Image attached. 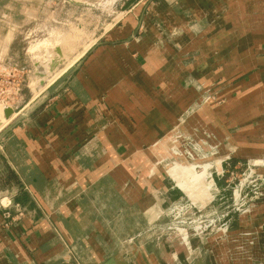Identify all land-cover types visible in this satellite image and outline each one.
Returning <instances> with one entry per match:
<instances>
[{
	"label": "crops",
	"instance_id": "1",
	"mask_svg": "<svg viewBox=\"0 0 264 264\" xmlns=\"http://www.w3.org/2000/svg\"><path fill=\"white\" fill-rule=\"evenodd\" d=\"M14 1L0 4L11 7ZM127 6L136 21L119 54L144 59L142 67L152 66L154 77L148 95L129 90L136 93L124 114L126 122L134 123L125 134L129 141L107 145L109 115L84 93L74 94L81 107L69 102L73 95L68 93L47 111L41 112L47 101L43 98L22 114L18 123L26 125L9 128L0 142V264H264V199L250 215L232 217L226 237L191 239L190 249L176 240L151 245L135 238L158 205L182 197L163 176L138 169L140 161L149 159L150 147L155 149L175 128L186 133L207 126L214 134L221 130L227 145L220 149L218 165L231 158L223 163L227 172L264 156V0H128ZM146 6H154L151 19L160 18L167 36L155 26L141 25L149 17ZM203 7L211 12L205 32L178 37L181 77L173 86L176 79L169 76L167 64L175 51L169 47V33L186 29L191 18H202ZM193 85L205 90L219 86L216 97L225 102L214 114L195 110L181 121L198 98ZM126 90L125 85L120 89L121 102ZM121 151L129 156L118 162ZM62 164L69 165L67 190L56 189ZM114 165L123 169L106 168ZM126 167H131L128 175L121 172ZM215 182L219 207L228 202L229 192L226 180L215 177ZM57 196L69 198L65 217L50 200Z\"/></svg>",
	"mask_w": 264,
	"mask_h": 264
},
{
	"label": "rangeland",
	"instance_id": "2",
	"mask_svg": "<svg viewBox=\"0 0 264 264\" xmlns=\"http://www.w3.org/2000/svg\"><path fill=\"white\" fill-rule=\"evenodd\" d=\"M127 1L15 0L11 3V7L0 4V142L9 128L17 129L26 125L24 122L18 123L19 118L41 99H47L41 109L42 112L53 108L55 102L68 93L69 96L73 95V97H69V102L79 104L80 107L82 102L74 94H87L90 100L94 101L93 105L95 107L101 105L106 116L109 115L105 119L106 128L104 131V139L107 145L112 147L119 141H121V145H125L129 141L125 134H130L129 127L134 123L133 121L132 124L126 122L127 119L124 114L127 113L126 105L131 106L133 100H135L132 94H136L134 91L131 93L129 90L136 89L139 94L148 95V89L151 90L152 88L150 79L152 80L154 77L151 71L152 66L150 68L146 67V69L142 67L144 59L139 60L119 54L121 44L131 40L132 20L136 21L133 15L135 12L130 11ZM153 7L146 6L145 14H148L149 17L146 15L141 25H149V29L155 26L158 31L167 36L168 31L162 28L160 18L158 22L155 18L151 19ZM156 8L160 10L159 5ZM203 8L204 10L201 12L203 16L199 15L202 18L196 21H192L191 18L186 29L172 28L169 33L172 38L169 39V47L172 51H175L169 55V63L167 64L169 65V76L176 79V81L171 80L174 81L173 86L178 84L176 82H179L181 77L179 69L176 68L179 61L176 58L178 56L176 52L181 46L178 37L191 33L197 37V35L205 32L209 22L207 15H211V12L208 7ZM2 13L6 16L1 17ZM160 13L161 11L158 12L159 15ZM53 56H59V58L54 60ZM50 60L54 61H51L50 66L46 67L45 64ZM162 60L163 58L159 59V63ZM51 66L54 67L50 69ZM75 79H79L76 86L74 85ZM141 80L148 82L150 86L148 88L143 86L142 88L139 83ZM188 84L190 85V83ZM123 85H125V90H128L124 92V95H127L126 99L121 102L122 97L120 95L123 93L120 94V89L123 88ZM188 86L184 89L190 90ZM192 87H195L194 89L199 95L195 104L180 119L181 121L195 110L210 109L211 113L214 114L218 108L223 106L225 100L221 101L216 97L219 86L216 85L210 90H205L201 85H193ZM7 111L8 115L5 114ZM214 117H217V115H214ZM4 121L6 122L3 123ZM118 122L121 127H119ZM115 126L118 131H115L117 130ZM189 131L190 133H186L175 128L166 137V140L157 141V144L154 145L155 149L150 147L148 160L139 162L138 169L142 170L141 173L148 171L153 177L156 175L163 176L170 182L172 188L182 196L179 200L172 201L165 206L158 205L155 213H149L144 226L135 235L136 239H141L145 243L156 245L166 241L165 238L159 237L160 234L163 235L165 232L155 229L157 225L163 226L166 223L174 222L181 228L180 226H183L192 218V213L196 216L204 214L209 207L213 209V215L210 218L212 228L217 231L221 228L222 223L227 220L230 230L233 215L226 214L228 202L223 201V204L218 207L212 200L215 194L212 192L213 198L210 199L209 195L204 192L207 186V179L205 178L210 172L217 169L218 165H215L220 159V149L227 145L224 135H222L221 130L214 134L209 126L203 128V131L198 128H191ZM118 132L120 133L118 134ZM2 147L3 145H0V149ZM61 152L67 153V150ZM112 152L113 150L110 148L108 153L111 154ZM126 153L127 151H121L118 162L124 161V158L129 156ZM227 158V160L226 158L221 160H226V162L229 159L231 160V158ZM258 158L264 159V156ZM256 159L243 161L242 165L232 173L233 177H237L236 179H241L242 182L246 180L244 183L249 186L248 190L250 192L258 194L261 190L258 179L255 174L250 175L247 169L249 167L256 170L255 173H264L262 162H256ZM136 160L138 161L137 158ZM1 163L0 158V166ZM178 165L190 166L193 168L194 175L204 173V185L194 184L191 181L192 176L183 174L175 180L172 170L179 167ZM207 166L210 169L205 170ZM106 168H109L110 171L112 169H123L122 166L117 165L107 166ZM126 168L121 172L128 175L131 167ZM57 171L63 175L61 180L57 182L56 189H69V165H59ZM123 183L125 184V182ZM192 184L191 191L188 192L186 188L188 189ZM190 193L191 195H189ZM50 200L56 201L57 211L65 217L69 212V198L57 196ZM190 201L195 203V209L193 210L182 206L184 203H190ZM122 202L125 207V200L123 199ZM170 205H175L177 208L173 210ZM179 206L182 208L180 209ZM235 216L237 217V215L233 217Z\"/></svg>",
	"mask_w": 264,
	"mask_h": 264
},
{
	"label": "built area",
	"instance_id": "3",
	"mask_svg": "<svg viewBox=\"0 0 264 264\" xmlns=\"http://www.w3.org/2000/svg\"><path fill=\"white\" fill-rule=\"evenodd\" d=\"M228 158H226L227 160ZM226 160H221L220 164L217 166V163L215 166H217V169L214 170V172H210L208 176L205 178L206 181V191H204L207 195H209V198H213L211 196V193L214 194L218 192V188L215 182V177L221 178L226 180L225 183V189L229 192V199L227 204L228 211L226 214L231 215H237L238 217L242 216H248L252 213L253 209L257 206L258 202L261 201L264 198V173L258 174L255 173L256 170H252L249 167L247 168L249 170V174H255L256 178L258 179L259 185L261 187V190L256 193H252L248 190V185L244 183L245 181L240 179H236L237 177H233L232 171H225L223 168V163L226 162ZM256 162L261 163L264 167V160H255ZM208 166L205 168V170H208ZM244 176V174L242 173ZM228 176V177H227ZM257 182V181H255ZM251 183V182H250ZM249 183V184H250ZM252 184V183H251ZM176 188H178L176 186ZM215 196L212 199L213 202H215ZM195 203H184L182 206L186 207L189 210L195 209ZM6 206V205H5ZM173 210L177 208L175 205H170ZM173 206V207H172ZM175 206V207H174ZM180 209L182 208L179 206ZM205 208V207H204ZM213 209L208 208V211L204 214L195 215L192 213V218L188 220L187 223H184L183 226H180L179 228L177 223L171 222L166 223L163 226L157 225L155 229L157 230H163L165 234H160V238H165L166 240H176L180 244H182L185 248L190 249V242L191 239H198L199 241H202V236L205 234L206 231H210L212 235L217 234H228L229 233V225L227 220L222 223L221 228H219L217 231L214 230L211 226L210 218L213 215ZM232 216V217H233ZM155 226V225H154ZM153 226V228H154ZM162 226V227H161ZM158 237V239H159ZM226 237V235L224 236Z\"/></svg>",
	"mask_w": 264,
	"mask_h": 264
},
{
	"label": "bare ground",
	"instance_id": "4",
	"mask_svg": "<svg viewBox=\"0 0 264 264\" xmlns=\"http://www.w3.org/2000/svg\"><path fill=\"white\" fill-rule=\"evenodd\" d=\"M54 50V49H53ZM59 58V56H53V59L54 60H57ZM47 60V59H46ZM54 60H50V61H48L46 64H45V66L46 67H49L50 66V64L52 63L51 61H54ZM51 62V63H50ZM53 80V79H52ZM6 121H4L3 123H5ZM2 123V124H3ZM1 124V125H2ZM190 146V145H189ZM193 147V146H192ZM200 148V147H199ZM202 148V147H201ZM200 148V149H201ZM185 151V150H184ZM197 151V150H196ZM204 151H205V149H204ZM210 151V150H209ZM194 155V154H193ZM187 156V155H186ZM201 156V155H200ZM190 157H192V156H190ZM201 158V157H200ZM193 159V158H192ZM191 159V160H192ZM201 160V159H200ZM256 160H264L263 158H257ZM217 163V165H218V161L216 162ZM179 166V165H178ZM198 166V165H197ZM165 167V166H164ZM210 167V166H209ZM172 168V167H171ZM170 168V169H171ZM216 168V167H215ZM210 169V168H209ZM168 170V169H167ZM177 170V171H176ZM196 170V169H195ZM166 171V170H165ZM164 171V172H165ZM199 172V171H198ZM166 174V173H165ZM181 174H183V175H186V176H192L191 178H192V182L194 183V184H199V186H202V185H204V173H201V174H198V175H194L193 174V168H191L190 166L189 167H184V166H179V167H176V168H174L173 170H172V175L174 176V179L175 180H177L178 179V177L179 176H181ZM188 178V177H187ZM188 180V179H187ZM186 180V181H187ZM173 182V181H172ZM193 186V184L190 186V187H188V189L186 188V190L188 191V192H190L191 191V187ZM198 187V186H197ZM199 189V188H198ZM204 189V188H203ZM197 191V190H196ZM189 195H191V193L189 194ZM212 196V195H211ZM207 197V196H206ZM204 202V201H203ZM208 202V201H207ZM210 236H213L212 234H211V232L210 231H206L205 232V234L202 236V238H206V237H210Z\"/></svg>",
	"mask_w": 264,
	"mask_h": 264
},
{
	"label": "water",
	"instance_id": "5",
	"mask_svg": "<svg viewBox=\"0 0 264 264\" xmlns=\"http://www.w3.org/2000/svg\"><path fill=\"white\" fill-rule=\"evenodd\" d=\"M54 66H51L50 69H52ZM6 115H8V111L5 113Z\"/></svg>",
	"mask_w": 264,
	"mask_h": 264
}]
</instances>
